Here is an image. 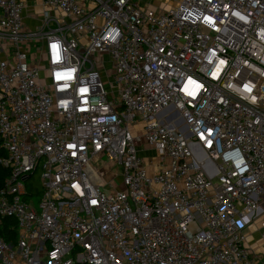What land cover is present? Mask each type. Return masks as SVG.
Wrapping results in <instances>:
<instances>
[{
	"label": "built area",
	"instance_id": "obj_1",
	"mask_svg": "<svg viewBox=\"0 0 264 264\" xmlns=\"http://www.w3.org/2000/svg\"><path fill=\"white\" fill-rule=\"evenodd\" d=\"M42 3L0 0V264H264V0Z\"/></svg>",
	"mask_w": 264,
	"mask_h": 264
},
{
	"label": "rangeland",
	"instance_id": "obj_2",
	"mask_svg": "<svg viewBox=\"0 0 264 264\" xmlns=\"http://www.w3.org/2000/svg\"><path fill=\"white\" fill-rule=\"evenodd\" d=\"M137 2L140 6L148 7V6H156L157 4H160L161 9H165L167 6V0H134ZM34 50V47L32 48ZM109 64L105 63L104 66H102L101 70V77L105 81V84L107 85V89L110 90V86L108 85V75L105 71V68H108ZM143 156L148 157L149 155H155L153 151H145L143 152ZM88 173L92 174L94 178L102 176V183L104 186L100 187L102 190L106 191H112V185L117 183V185H120L121 176L119 175L117 171V165L116 161L112 160H106L105 157L99 156L96 159H93L90 163ZM92 176V175H91ZM112 178V183H108V181ZM27 187L31 189L32 191H36L37 194L34 196L35 203L37 202L40 191L42 190L41 187V180H40V171H36L28 181L25 182ZM261 216H256L255 221L251 224H244L242 230L247 236L246 244L247 245H256L258 243V230L263 226L264 224V209L260 212Z\"/></svg>",
	"mask_w": 264,
	"mask_h": 264
},
{
	"label": "crops",
	"instance_id": "obj_3",
	"mask_svg": "<svg viewBox=\"0 0 264 264\" xmlns=\"http://www.w3.org/2000/svg\"><path fill=\"white\" fill-rule=\"evenodd\" d=\"M24 8L22 11L23 27L27 30H34L40 27L42 21L43 3L42 0H22ZM152 7V6H151ZM153 7H160L157 4ZM142 155L143 152L141 153ZM261 210H257L255 214L260 213Z\"/></svg>",
	"mask_w": 264,
	"mask_h": 264
},
{
	"label": "trees",
	"instance_id": "obj_4",
	"mask_svg": "<svg viewBox=\"0 0 264 264\" xmlns=\"http://www.w3.org/2000/svg\"><path fill=\"white\" fill-rule=\"evenodd\" d=\"M5 155V151L0 148V157ZM8 170L0 165V187H2ZM16 235L15 221L11 217H4L0 223V237L7 242L13 241Z\"/></svg>",
	"mask_w": 264,
	"mask_h": 264
}]
</instances>
